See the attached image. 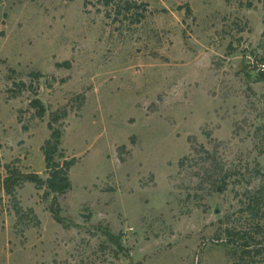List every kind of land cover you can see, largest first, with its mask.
Wrapping results in <instances>:
<instances>
[{"label":"rangeland","instance_id":"374dc122","mask_svg":"<svg viewBox=\"0 0 264 264\" xmlns=\"http://www.w3.org/2000/svg\"><path fill=\"white\" fill-rule=\"evenodd\" d=\"M263 183L264 0H0V264H235Z\"/></svg>","mask_w":264,"mask_h":264},{"label":"trees","instance_id":"16d2710c","mask_svg":"<svg viewBox=\"0 0 264 264\" xmlns=\"http://www.w3.org/2000/svg\"><path fill=\"white\" fill-rule=\"evenodd\" d=\"M32 106L37 109V114L40 117L45 116L47 110L40 98H34L32 100ZM57 121V119H53L49 122L51 135L42 148L49 177L43 179L37 173L24 175L25 179L35 182L39 187L46 186L48 189L47 194H53L54 201H57L59 195L67 193L72 188L70 170L77 163V158H69L62 147L63 132L54 124ZM10 182V179H7L5 184H7V190L12 193L13 183L11 184ZM220 187L224 190L226 188V183L223 182ZM263 191L264 183L261 185L259 192L253 194L246 207L248 215L251 214L254 217L258 216L256 219L259 218L255 223V227L253 228L248 222L225 229L227 241L236 251L235 264H245L246 261L260 253V250L257 248L258 242L255 240L256 235H260L264 229V225L262 224L264 219ZM57 209H59V207ZM52 212L59 221H63L59 214L57 212L55 213L53 208ZM109 235H111V232H109Z\"/></svg>","mask_w":264,"mask_h":264},{"label":"water","instance_id":"95a60500","mask_svg":"<svg viewBox=\"0 0 264 264\" xmlns=\"http://www.w3.org/2000/svg\"><path fill=\"white\" fill-rule=\"evenodd\" d=\"M219 211H220V210H219L218 208H216L215 212H216V213H219Z\"/></svg>","mask_w":264,"mask_h":264}]
</instances>
